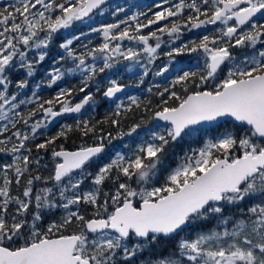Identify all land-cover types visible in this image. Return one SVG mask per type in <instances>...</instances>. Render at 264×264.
I'll return each instance as SVG.
<instances>
[{"label": "snow or ice", "instance_id": "obj_1", "mask_svg": "<svg viewBox=\"0 0 264 264\" xmlns=\"http://www.w3.org/2000/svg\"><path fill=\"white\" fill-rule=\"evenodd\" d=\"M107 3L0 0V264H264V0Z\"/></svg>", "mask_w": 264, "mask_h": 264}, {"label": "trees", "instance_id": "obj_2", "mask_svg": "<svg viewBox=\"0 0 264 264\" xmlns=\"http://www.w3.org/2000/svg\"><path fill=\"white\" fill-rule=\"evenodd\" d=\"M115 2H120L117 6H124L126 9L130 5H135V6L131 7V11L128 13V14H131V12H135L137 10L147 11L148 7L152 5L153 0H118ZM106 7L108 8L107 13L103 17L97 15L95 17V25L94 26H98L101 23L115 22L116 18H114L113 16H110L108 13L109 9L111 11L113 10V8L111 7V4L107 5ZM122 15H123V13L120 14V17ZM196 35H197L196 33H186L184 36V39L192 38ZM92 39H93V43L96 44L99 42L100 38L94 36V37H92ZM167 50H168L167 48H163L161 50V58L158 61H156L157 65H161L166 61V57L163 56V51H167ZM58 51H59L58 47H55L52 49V51L50 52V58L47 61H45L42 65L39 66V71L36 73V76H35L34 80L32 81V84L39 81L44 76L45 71L52 66L51 57L55 56ZM234 51H235L236 55L241 54L239 50H234ZM193 56H195V54H193ZM176 59H177V61H179V64L175 65V67L183 66L187 70L188 67L191 65V58L188 56H181V57H177ZM125 65L126 64H124L123 66L119 65L120 74H121V83L136 85L137 81H138L137 73H139L140 69L136 68L133 73H129V72H126L124 70ZM191 66L194 67V65H191ZM21 75L22 74L17 75L15 77V79H19L21 77ZM155 79L157 82L161 83L162 86L165 84V82L161 78H155ZM152 80H153V77L149 76L148 78H146L145 83L137 88V90H139V95L142 98L144 96L148 95L146 90L150 86V82ZM74 83H76V81H74V80L73 81H65V84H67V86H69V87L72 86V84H74ZM30 87H31V85H30ZM56 90L57 89L55 87H53L52 89L42 88L40 90V95L44 98H48L49 96L54 94ZM97 99L99 100V97H97ZM106 111H108V106L105 104H102V106L96 110L95 118L96 119H103ZM88 116H89V113L84 114V118H88ZM58 120H59V123H56L53 126H51L50 130L47 132V135L50 136V135L55 134V132L59 130L60 124L73 123V119L68 118V117H61V118H58ZM127 122L128 121H126L125 123H127ZM41 139H43V137H39L36 140V142L37 143L40 142ZM73 139L75 140V143L78 144L79 143V134L78 133L73 134ZM72 143H73V140H69V142H68L69 146H71ZM117 143L119 144L120 142H117ZM188 147H189V145L187 144V142L175 145L172 149H170V155H169L168 163L174 165L175 164V157L177 155L183 154V152L186 151L188 149ZM46 160H47V158H46ZM168 250H170V249L166 248L165 252H167Z\"/></svg>", "mask_w": 264, "mask_h": 264}, {"label": "rangeland", "instance_id": "obj_3", "mask_svg": "<svg viewBox=\"0 0 264 264\" xmlns=\"http://www.w3.org/2000/svg\"><path fill=\"white\" fill-rule=\"evenodd\" d=\"M120 2H114V3H112L111 4V7L113 8V10L112 11H114L115 10V7L119 4ZM110 9H109V15L110 16H112L111 15V12H112ZM124 17V14L121 16V17H119V18H123ZM101 23V22H100ZM165 39H166V37H165ZM129 62H127V61H122V63L120 64L121 66H123L124 64H128ZM130 95H139V90H135V91H133V92H131L130 93Z\"/></svg>", "mask_w": 264, "mask_h": 264}, {"label": "water", "instance_id": "obj_4", "mask_svg": "<svg viewBox=\"0 0 264 264\" xmlns=\"http://www.w3.org/2000/svg\"><path fill=\"white\" fill-rule=\"evenodd\" d=\"M115 1H117V0H108L107 5H109V4H111L112 2H115ZM125 85H128V87L126 88V92L127 93H129V92H131V91L136 89V86L133 85V84H125Z\"/></svg>", "mask_w": 264, "mask_h": 264}, {"label": "flooded vegetation", "instance_id": "obj_5", "mask_svg": "<svg viewBox=\"0 0 264 264\" xmlns=\"http://www.w3.org/2000/svg\"><path fill=\"white\" fill-rule=\"evenodd\" d=\"M138 87H136V90H137ZM130 94V93H129Z\"/></svg>", "mask_w": 264, "mask_h": 264}]
</instances>
